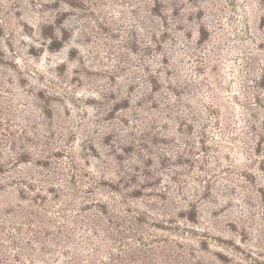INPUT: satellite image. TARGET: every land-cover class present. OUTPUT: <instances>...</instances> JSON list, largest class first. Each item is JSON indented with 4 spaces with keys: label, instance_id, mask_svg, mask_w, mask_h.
Instances as JSON below:
<instances>
[{
    "label": "rangeland",
    "instance_id": "1",
    "mask_svg": "<svg viewBox=\"0 0 264 264\" xmlns=\"http://www.w3.org/2000/svg\"><path fill=\"white\" fill-rule=\"evenodd\" d=\"M0 264H264V0H0Z\"/></svg>",
    "mask_w": 264,
    "mask_h": 264
}]
</instances>
